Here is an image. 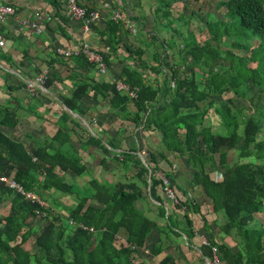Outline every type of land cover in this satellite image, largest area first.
<instances>
[{"label":"trees","instance_id":"trees-1","mask_svg":"<svg viewBox=\"0 0 264 264\" xmlns=\"http://www.w3.org/2000/svg\"><path fill=\"white\" fill-rule=\"evenodd\" d=\"M130 1L133 6L139 5V0ZM76 2L87 11L94 10L82 0ZM157 3L154 13L166 16L170 10L164 8L170 4ZM50 4L53 16L65 23L67 18L60 12L61 1L50 0ZM217 4L224 6L231 21L228 24L212 19L216 28L208 22V33L216 45L222 34L233 37L229 25L237 26L235 35L258 38L257 46L250 48L234 37L232 46L249 49L248 57L221 50L207 39L201 43H186L183 52H172L164 37L159 39L153 31L146 34L141 19L125 11L138 28L135 34L145 36L135 45L126 38L128 32L121 23L110 16L102 27L91 26V31L99 37L95 49L91 50L100 56L106 68H110L114 60L120 63L117 79L125 89L118 90L114 81L89 75L90 72L102 73L82 50L70 54L69 58L55 53V59L44 61L49 66L57 60L67 71L62 77L51 68L52 78L45 79L44 88L65 78L71 80L69 93L57 95L65 109L78 117L87 115L79 102L94 94L137 130L129 132V136H133L132 146L117 153L112 150L118 145L107 136H86L80 147H98L103 154L99 165L105 168L109 159L114 160L124 170L125 179L110 183L90 177L81 190L62 176L66 172L80 176L86 170L80 156L71 150L69 139L73 126L86 131L78 118L60 108L53 134L38 142L30 152L20 141L0 130V177L13 180L45 203L31 201L0 180V208H6V213L0 215V264H150L143 260L137 262L134 253L145 245L151 231L159 229L157 222L146 217L136 203L145 198L152 201L157 215L165 218L168 229L176 227V211L181 212L186 229L192 226L187 213L199 211L193 199L181 200L177 196L170 157L179 158L187 166L193 183L210 200L211 212L222 213L220 232L235 241V249L223 241L218 242L210 224L202 218L205 243L198 247L200 254L209 261L211 247H214L220 264H264V226L254 218L256 213L264 212V140L261 137L264 0H219ZM110 7L109 14L114 7L123 9V4L114 0ZM58 31L66 37L62 27ZM177 54V61L164 65V60H172ZM248 62H254V67L247 66ZM234 63H238L237 68ZM196 70L201 74L198 79L194 75ZM146 72L152 74L151 79L144 75ZM23 86L25 82L8 84L7 88L13 91ZM128 91L133 95L129 96ZM228 93L230 97L224 98ZM28 98L35 95L29 94ZM243 100L251 107L249 114L243 113ZM209 110L219 117L217 131L209 121ZM87 117L90 124L91 116ZM17 124L15 108L0 104V127L15 128ZM149 131L159 134L161 149L151 141L141 144L140 133ZM143 134L142 138L150 136ZM232 149H236V160L228 164ZM138 151L150 169L148 187L147 169ZM212 170L219 171V180L212 177ZM155 171L172 183L177 203L164 198L161 180L155 176ZM50 190L74 198L73 205H63L64 216L59 214L58 207L47 204V200H54ZM37 220L42 221L41 226L33 223ZM119 230L124 232L123 240L116 236ZM185 234L188 236L187 232ZM156 251L151 249L154 255ZM158 264L175 263L172 256L165 255Z\"/></svg>","mask_w":264,"mask_h":264},{"label":"crops","instance_id":"crops-1","mask_svg":"<svg viewBox=\"0 0 264 264\" xmlns=\"http://www.w3.org/2000/svg\"><path fill=\"white\" fill-rule=\"evenodd\" d=\"M82 1L97 12V24L102 27L109 16L110 3L114 2V0ZM115 1L118 4H123L124 11L141 19L143 23L142 29L145 32V26H149V24L143 16L142 18L140 17L142 15L141 11L151 21L150 17L154 13L155 7H141V5L151 4L150 0L146 2L139 0V5L136 6H133L130 0ZM0 3H6L14 10L12 14L5 16L3 21H0V104L7 103L10 107H14L18 117V124L15 128L0 127V130L12 139L20 141L26 150L30 152L40 140L53 134L56 129V119L60 114L59 109H64L73 118H78L80 124L86 129L84 131L79 127L73 126L72 131L70 130L69 132V139L72 145L71 150L80 156L86 170L80 177L70 176L67 172L63 173V179L68 182L72 177L77 179L82 178L83 182L77 186L83 187L93 175L97 176V179H106L110 183L124 178L122 167L118 166L114 160L109 159L105 168L99 165V159L103 154L98 147L90 145H85L84 148L80 147L88 134L97 137L107 136V138L118 145L117 148L112 150L115 153L122 150V148H130L132 146L133 136H129V132L132 129L130 122L124 119V117H118L115 111L109 108L101 98L96 97L94 94L83 97L79 102V106L85 110L87 115L78 117L77 114L65 109L60 101V97L57 96L69 93L70 79L65 78L62 82L55 81L57 84L44 88V90L35 95V98H28L29 93L24 86L13 91L7 88L8 84L17 85L25 82L27 78L36 74L37 70H51V68L54 71L62 70L64 65L62 66L57 60L53 61L49 66L44 64V61L55 59V54L52 51L53 44L57 43L64 48H68L82 42H87L90 45L96 46L97 34L91 30L87 34L82 33L80 26L72 21L59 22L53 16L54 9L50 4V0H0ZM60 12L62 14V10ZM30 22L41 25V31L35 32L29 28ZM59 27H62L66 33V37L59 34ZM125 35L128 41L136 40L139 42L145 39V36L140 34L131 35L128 33ZM23 52L24 55L22 54ZM109 72L110 69L106 70L103 75H98L94 72L88 74L94 75L97 79L111 81V79H114V76H110ZM2 77H5V80ZM50 78H52V75ZM212 114L217 117L218 121V116L214 113ZM88 115L91 116L92 122L90 121V124L87 119ZM127 124H129V127ZM214 127L216 126L214 125ZM136 130V128L132 129V133ZM141 133L143 134V132ZM141 133L139 140L142 145L151 141L153 146L158 145L157 148L161 149L159 148V134L157 132H153L151 136H145L147 134L145 132L143 134L145 138H142ZM107 148L110 149L108 146ZM170 159L172 160L171 166L175 177L176 190H178L177 196L181 200L186 199V197L193 199L199 205V211L187 213L192 225L190 229H186L181 212L176 211V227L171 226L168 229L165 225L167 224L165 218L157 215V208L151 203L152 201L148 202L146 198L138 201L136 206L142 210V213L146 217L157 222L159 230H153L149 233L145 245L142 248H138L137 252L134 253V259L137 262L143 260L150 264H158L162 257L170 255L175 264H208L206 258L200 254L198 248L202 240H205V235L201 232L202 218L210 224L211 233L218 242L223 241L232 247V249H235V241L220 232L219 225L223 221L222 213L217 212L214 214L211 212L210 200L193 183L187 166L179 158L170 157ZM164 169H167V167L165 166ZM212 171V177L215 178V175L219 174V171ZM51 192L50 190L49 193L54 197V193ZM59 200L61 201L59 202L61 205L74 204V198L71 195H62ZM51 205L54 208L58 207L59 214L64 216V212L60 206L57 204ZM186 232L188 236H186ZM116 234L117 237L124 239L125 235L123 231L119 230ZM152 248L157 249L155 255L151 252Z\"/></svg>","mask_w":264,"mask_h":264},{"label":"rangeland","instance_id":"rangeland-1","mask_svg":"<svg viewBox=\"0 0 264 264\" xmlns=\"http://www.w3.org/2000/svg\"><path fill=\"white\" fill-rule=\"evenodd\" d=\"M146 1L147 0H144V2H146ZM157 1H160L159 4H166V5L170 4L169 7L164 8L166 10H167V8H168V10H170V12H168V14L166 16L162 17L160 15L161 14L160 12H156V14L152 13V16L150 17L151 18V21H150L149 19L146 18V15L143 14L144 12L141 11L142 15L140 17L142 18V16H143L145 21L149 24V26H145V28H146L145 33L148 34L149 32L151 33V31H153V33L156 34L159 39L161 37H164L165 40L168 42V44L172 47V50H171L172 52H183L184 46L186 43H190V42L201 43L206 39L210 42L211 45H216L215 40L213 39L212 35H210L208 33V29H210L209 27H207L208 22L210 23V26L213 29H215L216 26L213 25L214 23L212 22V19L219 21V22H222V23H228V24L231 21V15L227 12V10L224 8V6L217 4V2L219 0H174V1L173 0H150L151 4H149V5L143 4V5H141V7H149L150 6V7L158 8ZM145 5H147V6H145ZM162 7H164V6L162 5ZM178 15H180V16H178ZM236 28H237V26L233 27V25L232 26L229 25V31L231 33H233L232 34L233 37L230 35L222 34V37L220 38V41L216 46L219 47V49H221V50H230L237 57H248L249 56V52H248L249 49H246V50L244 49L245 50L244 51L242 48H236V47L232 46L231 43L234 40V37L236 38V40L239 43H244V44L246 43L247 45L250 46V48H254L257 46V44L259 42L258 38H256V37L246 38L245 36L235 35ZM245 32L248 33L247 31H245ZM84 33L87 34V32H84ZM97 38H99V37H97ZM130 42L133 45L138 43L136 40L135 41L130 40ZM83 44H86L88 46V49L89 48L95 49V45H90L87 42L80 43V45H75L72 47L76 48L75 52L77 53L78 50L84 49L83 47H80ZM56 46H59L60 48H62V46L60 44L56 43ZM68 48H71V47H68ZM262 55L264 56V50H263ZM177 58H178V54L174 55L172 60H167V59L164 60V65H167L169 63V61H175V60L177 61ZM91 60H93V62H94L95 59H91ZM128 62L130 63V60H128ZM96 65H97V63H96ZM234 65H235V68L238 67V63H234ZM254 65H255L254 62H252V63L248 62V64H247V66H250V67H254ZM97 67L99 68V65ZM102 67H103V72H106V70L108 71V69H110L109 75L114 76L113 77L114 79H111V81H114L116 86L118 85V83H121L117 79V75H118L117 72H118V69L120 67V63L118 61H115V60L112 61L110 64V68L109 67L106 68L103 65H102ZM62 68H63L62 70L55 71V72L59 73L60 76L67 75V71H66L65 67L63 66ZM44 71L46 72V78H48L52 75L51 70H48V69L43 70V71L37 70L36 74H38L40 72H44ZM196 72L197 73L194 75L198 79L199 77H201V74L197 70H196ZM97 74L99 75V73H97ZM234 74H235V71H233V75ZM101 75H103V73ZM144 75H146V77L149 76L150 79L152 77V74H148L147 72ZM262 77L264 79V66H263V71H262ZM116 89H117V87H116ZM37 94H38V92H37ZM227 97H230L229 93L224 98H227ZM243 104L245 105L243 113L249 114L251 112V107L248 105L246 100H243ZM208 118H209L211 125L216 126L214 128V131H217L218 130L217 124L219 123V117H218V121H217V117L212 114L211 110H209ZM214 121H215V123L213 124ZM127 126L129 127V124H127ZM262 130H263V132L261 133L262 134L261 137L264 140V126H263ZM223 132L225 133L226 131L223 129ZM152 133L153 132H149L148 135L151 136ZM43 140L44 139L40 140V142H42ZM236 147H238V146H236ZM142 148L144 149V147H142ZM235 154H236V149H232L229 151L228 164H230L236 160ZM173 167H175V166H173ZM89 175H91V174H89ZM91 177L98 178L95 175H93ZM122 179H124V178H122ZM214 179L219 180L220 174L215 175ZM68 182H70L71 184H74V185H79L81 182H83V180H82V178L77 179V178L72 177L69 179ZM81 188H82V186L79 187V190H81ZM51 191H52L51 193H54V200L49 199V200H47V202L52 203V204H57L60 206V208L64 209L63 212L66 211V208L63 207V205H61L59 203V202H61L59 200V198L65 194H62L60 192L53 191V190H51ZM35 202H37L40 205H43V202L42 203H39L38 201H35ZM64 206H69V205H64ZM5 213H6V208H0V215L1 214L3 215ZM254 218L256 220V223H259L260 225L264 226V212L263 211H262V213H256L254 215ZM33 223H35L36 225L38 224L40 226L42 225V221H40V220L34 221ZM118 238L122 239L120 237H118ZM31 241H32V238H31ZM24 246L26 248H28L27 244H24Z\"/></svg>","mask_w":264,"mask_h":264},{"label":"built area","instance_id":"built-area-1","mask_svg":"<svg viewBox=\"0 0 264 264\" xmlns=\"http://www.w3.org/2000/svg\"><path fill=\"white\" fill-rule=\"evenodd\" d=\"M61 7H62V13L65 15L68 21H72L77 23L82 33L84 32H90L91 26L96 25L98 22V15L95 10H86L85 7L78 5L76 0H61ZM14 12L13 8L10 5H7L6 3H0V21H3L4 17L7 15H10ZM110 19L114 21H118L121 23L124 30H126L129 34L134 35L137 31L136 25L132 23V20L129 19L127 14L123 9L120 7H114L110 11ZM29 28H31L35 32L41 31V25H38L36 23H29ZM1 42V38H0ZM84 43V42H82ZM80 45V44H78ZM52 47L54 50H52L55 53L61 54L64 56V58H69L70 54H75L76 48H60L59 46H56V44H53ZM84 49H82V52L86 54L87 59H95L94 62L97 63V66L99 65V72H103L102 63L100 61V56L91 50V48L88 49V46L86 44H83L82 46ZM93 61V60H91ZM46 79V72H40L38 74H34L32 77H29L25 81V88L28 91L30 95H37L38 91L44 90L43 83ZM117 89H125L122 83H118L116 86ZM127 94L129 96H132L133 93L131 91H128ZM155 176H157L161 180V192L166 200H168L170 203H177V197L175 194V189L172 186V183L168 180L166 176H164L159 171H155ZM0 180L5 182L9 187H13L16 189V191L20 192L22 195H24L26 198H29L31 201H38L39 203H42L39 198L29 192L24 191L20 185L16 184L13 180L1 176ZM202 243H205V240H202ZM212 251V257L211 260L207 261L208 264H220V260L218 258L216 249L214 247H211Z\"/></svg>","mask_w":264,"mask_h":264},{"label":"water","instance_id":"water-1","mask_svg":"<svg viewBox=\"0 0 264 264\" xmlns=\"http://www.w3.org/2000/svg\"><path fill=\"white\" fill-rule=\"evenodd\" d=\"M137 155H138V157H139L141 163H142V164L146 167V169H147V187H148V185H149V181H150V169H149V167L147 166V164H146V162H145V160H144V158H143L142 153L138 151V152H137Z\"/></svg>","mask_w":264,"mask_h":264}]
</instances>
